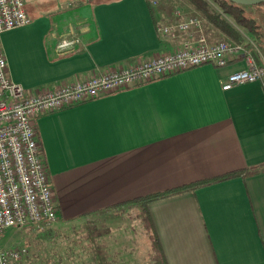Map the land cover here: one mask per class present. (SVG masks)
Masks as SVG:
<instances>
[{"label":"crops","instance_id":"0c3cea01","mask_svg":"<svg viewBox=\"0 0 264 264\" xmlns=\"http://www.w3.org/2000/svg\"><path fill=\"white\" fill-rule=\"evenodd\" d=\"M54 4L27 0L29 23L1 35L8 77L29 95L173 52L201 35L221 39L203 26L173 38L157 31L192 17L183 0ZM64 41L70 46L59 52ZM243 68L202 65L38 115L58 221L259 167L150 203L148 212L166 264H264V87L222 89Z\"/></svg>","mask_w":264,"mask_h":264},{"label":"built area","instance_id":"2783aa9c","mask_svg":"<svg viewBox=\"0 0 264 264\" xmlns=\"http://www.w3.org/2000/svg\"><path fill=\"white\" fill-rule=\"evenodd\" d=\"M26 4L27 0H0V236L8 229L42 228L59 219L34 128L38 115L207 64L222 68L240 61L244 65L243 69L228 76L222 85L224 90L256 82L264 87V58L254 49L253 43L228 39L207 42L201 35L197 41H186L173 52L112 67L90 78L29 95L21 85L9 79L1 45L3 32L29 23ZM201 28V19L193 16L156 29L173 38L193 30L201 31ZM68 46V41L61 42L57 50L62 52ZM23 253L20 248H0V264H18Z\"/></svg>","mask_w":264,"mask_h":264},{"label":"rangeland","instance_id":"374dc122","mask_svg":"<svg viewBox=\"0 0 264 264\" xmlns=\"http://www.w3.org/2000/svg\"><path fill=\"white\" fill-rule=\"evenodd\" d=\"M37 1L47 3V8L50 5L55 7L56 0ZM183 1L191 6L186 0ZM206 1L212 6L211 9L238 31L242 42L253 43L254 49L264 58V8L244 7L245 14L259 25L258 33L253 34L224 15L214 0ZM192 8L194 11H190L191 15L201 19L203 30L214 31L202 15ZM214 33L217 38L231 40L216 30ZM92 245L105 250L109 264H153L151 245L135 205H123L109 212L76 220L58 221L42 228H12L0 236V248L23 250L18 264H95Z\"/></svg>","mask_w":264,"mask_h":264},{"label":"trees","instance_id":"16d2710c","mask_svg":"<svg viewBox=\"0 0 264 264\" xmlns=\"http://www.w3.org/2000/svg\"><path fill=\"white\" fill-rule=\"evenodd\" d=\"M196 11H198L205 21L212 26L216 31L222 33L226 37L230 38L235 42H242V37L238 34V31L234 29V27L224 18L223 16L218 14L215 10L211 9L212 7L209 2L206 0H186ZM218 8L221 9L222 13L227 17L231 18L232 21L239 27L244 28L249 33H258L259 25L253 19L248 17L244 12L243 6H238L236 4H232L227 0H219L215 1ZM255 8H264V3L254 6ZM239 38V39H238ZM260 172L259 167L251 168L249 170H240L237 172H232L217 178H213L210 180L195 182L189 185L180 186L165 192L149 194L143 197H139L133 199L130 202L124 203L135 205L139 210V217L142 221V225L145 230V234L150 242L152 257L151 260L153 264H166L158 239L154 232V227L148 212V205L155 201L165 199L167 197H171L174 195L183 194L186 192H193L198 188L209 186L218 182L226 181L228 179H232L240 176H249ZM92 260L96 264H109L107 261V255L105 250L97 245H92Z\"/></svg>","mask_w":264,"mask_h":264},{"label":"water","instance_id":"95a60500","mask_svg":"<svg viewBox=\"0 0 264 264\" xmlns=\"http://www.w3.org/2000/svg\"><path fill=\"white\" fill-rule=\"evenodd\" d=\"M227 1L231 2L232 4H236L238 6H243V7H254L264 3V0H227Z\"/></svg>","mask_w":264,"mask_h":264}]
</instances>
